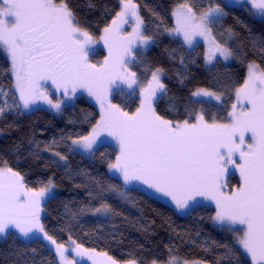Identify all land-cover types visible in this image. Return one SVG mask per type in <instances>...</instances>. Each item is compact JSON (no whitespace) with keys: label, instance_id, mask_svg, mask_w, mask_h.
<instances>
[{"label":"snow or ice","instance_id":"obj_1","mask_svg":"<svg viewBox=\"0 0 264 264\" xmlns=\"http://www.w3.org/2000/svg\"><path fill=\"white\" fill-rule=\"evenodd\" d=\"M235 2L246 3L264 18V0ZM119 5V11L97 37L81 24L69 0H0V49L10 60L9 91L15 90L9 103L8 92L0 85V116L13 110L23 114L41 102L61 113L64 99L75 98L77 92L86 93L100 110L90 132L76 138L62 135L59 141L54 138L45 142L42 150L57 158L54 163L67 165L68 156L56 150L64 140L71 141L70 151L95 157L99 145L110 138L117 154L114 160L104 153L101 157L107 159L109 172L118 176L122 186H105L89 177L98 191L94 194L90 190L88 195L98 201V206L89 203L71 211L66 205L69 224L85 214L108 219L120 215L106 201L105 193H115L127 201V186L139 183L169 198L181 212L201 199L211 201L215 215L210 219L219 230L232 235V243H205L206 252L223 249L212 261L184 259L170 252L166 264H243L242 256L249 257L251 264H264V67L254 60L248 62L247 76L234 89V102L226 118L206 119L201 108L186 109L188 117L183 120L166 119L155 107L158 96L168 91L162 80L164 69L146 68L150 74L147 80L133 70L136 64L146 65L145 53L156 42L158 32L148 34L138 0H119ZM227 6L212 0L206 8L198 9L194 0H183L172 9L174 26L164 27L163 32L181 38L188 48L202 40L208 45L204 57L207 65L218 56L224 61L239 58L242 50L229 43L238 38L235 30L228 27L219 33L214 31L227 16ZM153 15L158 16L155 12ZM162 24L161 19L157 30ZM101 43L107 55L94 62L93 49ZM251 46H259L264 53V40L252 38ZM180 63L185 64L183 57ZM122 87L138 90L139 106L133 112L112 101L113 89ZM53 91L61 98L53 99ZM223 94L208 88H196L191 93L194 98L215 101H221ZM33 143L36 149L41 148L39 142ZM230 170L239 173V184L231 187L226 180ZM56 187L51 178L31 187L20 171L6 161L0 163V237L14 230L26 240L47 241L55 250L58 264H81L85 258L100 264V257L104 264H120L107 252L84 247L71 234L66 245L49 233L41 214L45 202L55 198ZM31 251L35 253L36 249ZM12 255L18 257L14 264H35L24 259L23 252ZM126 264L140 261L129 259Z\"/></svg>","mask_w":264,"mask_h":264},{"label":"trees","instance_id":"obj_2","mask_svg":"<svg viewBox=\"0 0 264 264\" xmlns=\"http://www.w3.org/2000/svg\"><path fill=\"white\" fill-rule=\"evenodd\" d=\"M141 3V14L145 18L148 34L158 32L156 42L145 54L146 67L155 70L164 69L163 82L167 85V93L158 96L155 103L157 112L166 119L183 120L188 117V110L205 111V118L215 116L224 119L234 102L233 92L243 84L247 76L249 61H255L264 67V53L259 46L253 49L252 38L264 40V20L255 18L248 7L228 8L227 16L222 24L216 26L219 33L231 27L238 38L231 46L242 50L243 55L233 58L225 65L218 61L212 69L205 63V47L202 43L189 50L183 40L172 38L163 32L164 27L174 26L172 9L183 0H138ZM196 7L206 8L212 0H194ZM214 2L222 4L220 0ZM77 13L81 24L97 37L102 29L110 24L115 13L119 11V0H69ZM93 6H89V5ZM153 12L157 15H153ZM163 24L157 30L156 25ZM220 38L219 35L217 37ZM175 50V51H173ZM183 57L185 64L181 65ZM186 66V67H185ZM10 60L0 49V85L8 92V102L15 90L12 85ZM146 74V79L149 77ZM182 81V82H181ZM196 88H208L212 91H223L225 103L219 108L204 101H195L191 93ZM129 98V112L139 106V97L132 94ZM3 99V98H0ZM122 102L118 96L114 99ZM99 119V111L85 98L79 97L71 107H65L57 116L43 109H34L29 113L5 111L0 116V163L6 161L13 169L20 171L31 187H39L50 178L55 182L58 194L44 205V222L47 230L60 242L67 243L69 234L72 239L86 248H96L98 252H107L110 256L125 263L136 259L140 264H166L170 252L184 259H203L212 261L214 256L223 249H213L206 252L205 243L211 246L212 241L232 243L231 234L219 230L210 219L215 210L206 206H198L182 215L173 208L157 201L141 190H130L129 200H122L116 194L105 193L106 201L120 215L108 219L85 214L77 217L69 224L71 211L91 204L98 206V201L92 200L88 192L95 194L98 189L89 183V177L99 179L102 184H117L122 181L113 176L107 167V159L115 158L117 150L108 144L99 146L95 157H85L70 151V140H64L56 149L68 156V163L61 167L43 153L45 142L52 139L60 140L63 136L87 135L91 126ZM39 142L38 150L33 143ZM33 153H36L35 155ZM70 169V171H69ZM87 173L88 176L82 173ZM231 185L239 184L238 178L231 176ZM36 249L33 253L31 249ZM13 252H23L24 259L35 261V264H58L56 254L50 250L45 241L20 239L15 233L0 237V264H14L17 256ZM243 264H251L247 256H242Z\"/></svg>","mask_w":264,"mask_h":264},{"label":"rangeland","instance_id":"obj_3","mask_svg":"<svg viewBox=\"0 0 264 264\" xmlns=\"http://www.w3.org/2000/svg\"><path fill=\"white\" fill-rule=\"evenodd\" d=\"M222 2V4H220L222 7H224L225 5H228L227 7H225V12L227 13V9L228 8H245V7H248L251 12H252V15L257 18V19H260V20H264V18H261L260 16L256 15L255 14V10L254 9H251L250 6H248L246 3L245 4H239V3H236L235 0H220ZM216 3V2H215ZM174 19V18H173ZM174 24H175V21H174ZM219 26V25H218ZM126 28L128 26H125ZM130 30V29H129ZM215 31V30H214ZM172 37V36H171ZM172 38H178V39H181L179 37H172ZM182 40V39H181ZM232 42H234V40H231L229 41V43L231 44ZM199 43H202L203 46L205 47V52H207V49H208V45L206 43H204L202 40L199 42ZM198 43V44H199ZM152 47V45L148 48V50ZM195 47V46H194ZM193 47V48H194ZM193 48H188L189 50L193 49ZM148 50L146 51V53L148 52ZM145 53V54H146ZM107 55V49L103 46V44H98L94 47L93 49V54H92V60L95 62V61H102L104 59V57ZM222 62L223 64L225 65H228L230 64L233 59H230L228 61H224L222 58H220L219 56L217 57V60L213 62V64L211 65H207V67L209 69H212L214 67V65L218 62ZM146 65L145 64H136L133 66V70L136 71L138 73V75L141 77L142 80H147L146 79V74H148V71L146 70ZM148 69V68H147ZM148 79H150V75L148 77ZM132 94L134 95H137L139 97V93H138V90L133 92L129 89H127L126 87H122V88H114L113 89V92H112V101L113 103H117V104H120L122 107H124L126 110L127 109H130L133 105H131L130 101H129V98H133ZM118 96L119 99H123L122 102H116L114 99L115 97ZM79 97H83L85 98L90 104H92L93 106H95L97 108V110L100 112L99 110V105L95 102V100L91 97H89L86 93L84 92H77L76 94V97L73 98V99H64V104L62 105V111L64 110L65 107H71L75 104V102L77 101V99ZM58 98H61L60 97V94L53 91V99H58ZM194 98V97H193ZM233 98H234V92H233ZM140 99V97H139ZM195 101H204L205 103L207 104H212V105H216L217 107L221 108L223 107L224 103H225V97L222 96V100L221 101H215V100H212L210 98H194ZM157 101V100H156ZM156 103V102H155ZM34 109H43V110H46L54 115H57L59 116L61 113H57L55 112V110L53 109H50L46 104L44 103H39L38 105L34 106L31 110L29 111H24V113H29L31 112L32 110ZM231 110V109H230ZM229 110V111H230ZM128 111V110H127ZM0 135H1V131H0ZM104 138H102L103 140ZM103 144H108V145H111L113 146L116 150H117V146L115 144V142H113L110 138H108L107 140H104V143L100 144V145H103ZM99 145V146H100ZM71 147V145H70ZM71 152H74V153H78V154H81L85 157H92L90 156L89 154H85L79 150H76V151H71ZM44 155L48 156L49 158H51L53 161H55L57 158L54 157L50 152H45L43 151ZM57 164V163H56ZM61 167H64L66 166L63 162H60L59 164H57ZM111 173V172H110ZM113 176H116L114 175L113 173H111ZM235 175L237 178H238V181H239V173L238 172H235V171H232L230 170V173L229 175L226 177V180L228 181L229 183V187L231 186H234V185H231L232 181H231V176ZM118 177V176H116ZM127 192L130 191V190H141L143 192H146L149 196H151L152 198L156 199L157 201L173 208L174 210L178 211L179 213H181L182 215H186L188 214L189 210L187 212H181L179 210L176 209L175 205L170 201L169 198H166V197H163L161 196L160 194L158 193H155L153 190L151 189H148L145 185L143 184H132V185H128L127 186ZM55 196L59 193L58 192V189L56 188L55 190ZM112 193V192H111ZM112 194H115V193H112ZM50 200V199H49ZM48 201V200H47ZM46 201V202H47ZM45 202V204H46ZM198 206H206V207H210V208H213L215 210V205L211 202V201H207V200H204V199H201L200 203H197L195 205H193L192 208L194 207H198ZM191 208V209H192ZM93 217H99V216H93ZM44 218V212L41 214V219ZM217 227V226H216ZM10 232H13L15 233L20 239L22 240H26L25 238L19 236L18 233H16L14 230H10ZM9 232V233H10ZM29 240V239H28ZM48 248L50 250H52L54 253H55V250L54 248L48 244L47 241H45ZM69 243V241L67 243H65L66 245ZM58 259V258H57ZM248 259L250 260V258L248 257ZM98 260L100 261V264H104V258L103 257H100L98 258ZM81 264H92V261L90 260H87L86 258L84 260L81 261ZM120 264H126L125 263H120Z\"/></svg>","mask_w":264,"mask_h":264}]
</instances>
